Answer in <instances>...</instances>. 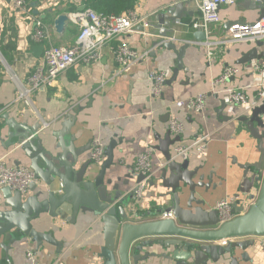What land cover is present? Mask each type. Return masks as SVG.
Segmentation results:
<instances>
[{"label":"crops","instance_id":"crops-1","mask_svg":"<svg viewBox=\"0 0 264 264\" xmlns=\"http://www.w3.org/2000/svg\"><path fill=\"white\" fill-rule=\"evenodd\" d=\"M178 1L137 0L135 7L138 12L149 14L151 23L146 36L137 32L129 37V42L138 52H148L142 61L121 71L114 51L119 40H115L103 48L99 60L91 64L79 60L64 71L53 86L35 91L33 104L28 108L23 102L16 100L17 85L19 82H26L30 66L41 58H36L33 53V47L37 45L32 40L36 19L52 20L51 24L46 23L48 44L50 41V44L70 45L75 42L79 32V26L72 21L71 14L87 7V4L84 0H38L31 4V14H25L13 9L10 0H0V158L7 156V161L12 165L21 161V164L30 166L29 159L22 152L19 153L16 147H8L12 130L7 125L13 119L29 126L40 121L44 125L39 133L44 146L57 147V153L60 154L64 153V148L67 155H72L71 149L86 148L84 156L91 159V147L95 138H100L106 146L112 139L117 140L118 146L114 150L115 167L107 171L106 178L116 169L124 179L125 174L136 172L138 155L148 144L155 148L159 144L156 134L164 138L170 130L171 118L177 117L184 127L179 134L181 141L177 143L190 146L199 138H207L204 154L193 155L189 159L190 169L199 167L205 174L204 182L209 184L206 208L216 209L219 200L236 195L243 178L241 165L256 162L259 158L258 140L251 135L244 123L221 121V115L237 116L242 114L243 109L240 106H229L223 92L214 94L212 82L226 65L238 64L242 55L256 46V41L223 43L221 40L234 23H250L262 17L263 6H254L250 4V0H238L233 5L222 6L221 22L212 24L207 39L200 42L194 36L198 30L193 27L178 22L168 26L167 22L158 21L160 12ZM59 14L69 16L62 32H58L54 26ZM199 18L200 12L194 4H190L186 15L178 21L191 24ZM141 28L139 27V31ZM170 28L174 32L168 33L166 38L162 37V31ZM168 40L175 42L177 48L190 44L183 58L188 70H180L176 81L171 85L166 84L162 93L154 96L148 79L149 71H167L172 76L173 69L177 66L176 52L162 45ZM258 51L263 52L264 46H259ZM249 64H242L243 68L246 67L243 72L228 84L220 86L219 91L234 86L246 88L249 94L254 95L257 92L254 85L256 76L248 68ZM199 94L207 95L202 111L197 112L186 103L184 106L177 105L179 101L186 102ZM223 101L226 107L219 114ZM67 115L75 117L74 124L60 138L56 134L63 132ZM17 131L22 130L19 127ZM175 136L177 135L172 133V137ZM177 143L170 146L172 155ZM152 160L154 165H159L165 162V157L155 149ZM94 167L99 169L100 164H94ZM137 175V172L133 174L131 186L135 184ZM153 182V185L146 186L142 201L137 204L142 214L136 217L138 221L154 218L147 214L156 205L158 194L163 190L159 171L155 173ZM38 183L42 185L41 181ZM54 188L61 192L58 181ZM123 188L125 191L128 187ZM204 189H207L206 186L198 188V191L204 193ZM69 218L68 213L59 212L58 217L44 214L34 222L36 230L50 233L59 245L44 241L38 248L30 238L21 243L2 238L0 264H27L26 253L29 249L36 252L39 264H99L101 260L97 258V254L104 244L103 223L94 219L92 214H79L75 223H71ZM256 240L257 246L264 249V239ZM10 243V248L3 246ZM154 248L156 249L145 246L142 254L155 251L159 256L150 257L141 264H175L161 256L167 249L157 244Z\"/></svg>","mask_w":264,"mask_h":264},{"label":"water","instance_id":"water-1","mask_svg":"<svg viewBox=\"0 0 264 264\" xmlns=\"http://www.w3.org/2000/svg\"><path fill=\"white\" fill-rule=\"evenodd\" d=\"M190 4L191 0H179L160 12L158 21L167 22L168 26L176 24L186 15ZM250 4L263 6L261 16H264V0H250ZM68 21L67 14H59L54 23L55 29L62 32ZM173 32L174 29L170 28L162 31L161 36L166 38L168 33ZM194 36L200 42L207 39L203 30L196 31ZM162 45L177 54V66L166 82L171 85L176 81L180 70H188L183 58L190 44L177 48L175 42L168 40ZM259 46H264V40H257L256 46L244 53L237 63L264 60V51L259 52ZM44 49V44L35 45L34 56L41 57ZM225 107L226 103L223 101L219 114ZM263 115L264 102L249 114L221 115L223 122L244 123L251 135L258 140L257 147L260 151L256 162L241 165L243 178L236 194L239 199L233 204L235 216L223 223H220L217 209L206 208L209 184L204 182L205 174L199 167L190 169V160H176L173 157L170 146L180 142L181 137L177 135L173 138L171 130L164 138L156 134L159 144L155 149L163 153L166 165L158 170L163 190L158 194L156 205L147 214L154 218L138 221L136 217L142 214L137 204L141 203L143 197L136 198L131 190L145 178L144 174L138 173L132 186L135 171L125 174L123 179L115 169L106 178L107 171L115 167L114 150L118 146L117 140L112 139L106 146V158L99 169H96V163L84 156L86 148L71 149L72 155H67L65 148L64 153L60 154L57 153V147H45L39 134L44 128L40 121L29 126L18 123L15 119L10 120L7 126L12 132L9 134L8 147H16L19 153L22 152L29 159L30 167L42 185L38 181L34 182L30 188L32 194L27 196L10 187L2 188L0 240L9 238L10 242L21 243L30 238L38 248L44 241L59 245L50 233L36 230L34 222L44 214L58 217L59 212H66L70 216L69 221L75 223L79 214H92L94 219L103 223L104 244L97 254V258L101 260L99 264H141L150 257L159 256L155 251L142 254L145 246L156 249V244L167 249L161 256L175 264H264V249L257 246L256 240L264 237ZM74 119L73 115H67L63 132L56 136L62 138V134L67 133L71 124H74ZM17 126L22 131H17ZM13 138L16 140L13 141ZM21 163L17 161L16 165ZM153 180L150 181L152 185ZM57 181L61 192L54 188ZM122 186L128 187L127 190L124 191ZM204 186L207 189L200 193L198 188ZM254 187L259 188L258 194L254 202L245 208L244 198ZM164 213H172L173 218H164ZM3 246L10 248L11 243Z\"/></svg>","mask_w":264,"mask_h":264},{"label":"built area","instance_id":"built-area-1","mask_svg":"<svg viewBox=\"0 0 264 264\" xmlns=\"http://www.w3.org/2000/svg\"><path fill=\"white\" fill-rule=\"evenodd\" d=\"M238 0H191L200 12V18L191 24L177 21L182 25H189L195 30H203L206 35L212 24L221 22L220 8L224 5H233ZM258 2L260 0H253ZM13 9L25 14H31L29 3L26 0H10ZM72 21L79 26L77 38L70 45L48 44V25L41 19H36L32 40L36 44H44L45 49L40 61L30 66L25 83L19 82L18 95L16 100L23 102L28 108L33 104V93L40 88L53 86L59 76L69 67L81 60L85 64H91L100 59L103 48L115 40H119L115 47V57L120 70H125L131 65L142 61L148 52L140 53L129 42V37L139 32L146 36L147 30L151 26L149 14H140L136 7L124 10L116 15H104L90 7L71 14ZM139 27H142L139 31ZM264 40V16L250 23L236 22L230 27L229 33L221 40L223 43H237L242 41ZM47 41V44H46ZM209 45V44H208ZM255 74L254 83L257 92L249 94L246 88L229 86L224 91H219V87L228 84L233 78L243 72V66L226 65L223 72L216 77L213 82L212 92L219 95L224 93L225 101L229 106L242 107V114H249L251 111L264 102V60L252 61L248 65ZM171 77V72L161 70H151L148 79L151 82V91L154 96H159L167 80ZM206 94H199L190 98L186 102L179 101L178 106L185 103L193 110L200 112L205 106ZM172 133L179 135L184 130L182 122L177 117H172L169 122ZM207 138H199L192 145L187 146L177 143L174 146L173 157L176 160H189L193 155H203L205 152ZM106 144L95 138L91 147V160L96 164H101L105 158ZM155 152L154 146L148 144L141 152L135 163L137 173H143L145 178L134 187L136 198H142L146 186L154 179L155 173L166 164L154 165L152 156ZM37 182L34 171L28 165H12L7 161V156L0 158V188L10 187L23 195H29L31 185ZM244 198L245 208H248L258 194V187ZM254 196V197H253ZM239 199L236 195L226 196L218 201L216 209L219 212L220 223L226 222L235 216L233 204ZM164 218H173L172 213H164ZM264 239V237H262ZM226 242V241H225ZM27 264H39L36 252L33 249L27 250Z\"/></svg>","mask_w":264,"mask_h":264},{"label":"trees","instance_id":"trees-1","mask_svg":"<svg viewBox=\"0 0 264 264\" xmlns=\"http://www.w3.org/2000/svg\"><path fill=\"white\" fill-rule=\"evenodd\" d=\"M29 3L30 10L32 9V3L38 0H26ZM87 7L94 9L95 11L102 13L104 15H116L124 10L134 8L137 0H84ZM44 23L51 24L52 20H43ZM242 65V64H236ZM2 128V123H0V130Z\"/></svg>","mask_w":264,"mask_h":264}]
</instances>
